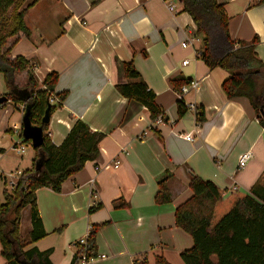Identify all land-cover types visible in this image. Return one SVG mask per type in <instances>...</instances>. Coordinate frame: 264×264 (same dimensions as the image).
I'll list each match as a JSON object with an SVG mask.
<instances>
[{
	"label": "crops",
	"instance_id": "1",
	"mask_svg": "<svg viewBox=\"0 0 264 264\" xmlns=\"http://www.w3.org/2000/svg\"><path fill=\"white\" fill-rule=\"evenodd\" d=\"M216 1L226 11L233 40L258 39L255 53L264 65V3ZM168 2L175 12L169 11ZM23 20L30 36L9 39V55L32 62L40 83L57 72L53 95L66 93L50 118L46 133L51 142L59 146L77 120L104 134L98 157L65 180L59 193L36 191L46 236L28 240V248L50 251L51 264H70L90 226L101 225L97 257L87 264H133L139 256L148 264H156L159 256L169 264H184L179 254L193 241L175 226L174 212L192 196L189 170L227 193L241 191L264 201V128L247 98H226L221 83L229 74L209 69L197 58L200 44L181 47L195 24L177 0H37ZM122 62L132 63L167 123L153 125L144 106L118 93L115 86L127 81ZM179 78L200 81L182 100L202 110L201 121L190 108L178 118L170 81ZM20 79L25 83V72ZM8 105L0 108V136L9 131L13 111ZM20 106L14 108L22 114ZM188 132L192 141L179 136ZM4 151L0 145V155ZM245 152L251 157L239 167ZM35 154L33 149L25 170ZM164 179L172 200L157 205L158 181Z\"/></svg>",
	"mask_w": 264,
	"mask_h": 264
},
{
	"label": "trees",
	"instance_id": "2",
	"mask_svg": "<svg viewBox=\"0 0 264 264\" xmlns=\"http://www.w3.org/2000/svg\"><path fill=\"white\" fill-rule=\"evenodd\" d=\"M25 0H0V74L6 88L3 94L6 103L14 107L23 105L28 111L31 124L42 128L43 139L30 169L22 171L14 191L3 185L0 203V257L6 264H51L50 251L40 252L35 247L25 248L46 236L37 209L36 191L48 188L55 193L61 191L62 183L79 172L88 161L99 155V143L104 134L93 132L80 120L72 125L59 146H55L47 135L48 125L41 118L46 108L50 116L60 107L66 93L54 94L58 102L49 103L58 79L57 72H50L42 83L34 75V64L23 56L11 57L7 42L22 34L29 37L23 16L35 1L22 7ZM195 24V34L200 36V47L196 56L209 68L225 70L229 76L221 83V90L227 99L247 98L264 128V65L255 53L257 38L249 43L233 40L228 31V16L222 4L216 0H177ZM264 3V0H260ZM10 13L8 14V9ZM121 68L127 80L117 84L118 93L144 106L151 120L162 115L155 102L154 93L148 89L132 63L122 62ZM26 74L23 87L17 84V76ZM188 79L171 80L175 91ZM1 97V96H0ZM177 116L183 117L187 106L177 100ZM200 109V108H199ZM262 109L263 114L260 110ZM202 110L197 116L202 120ZM27 142V141H24ZM29 142V141H28ZM188 187L192 196L180 204L174 212L175 226L187 233L193 246L180 252L184 264H264V201L255 199L241 191L225 192L213 182L197 177L188 171ZM167 176L166 178H168ZM167 179L158 181L154 202L157 205L171 202L172 195L166 185ZM100 206L89 208L93 212ZM29 209L31 229L27 234L29 243H23L20 235L22 211ZM101 225H91L86 243L77 244L70 264H80L84 254L87 260L97 257L96 234ZM156 264H169L162 256L155 258ZM133 264H148L144 256L134 259Z\"/></svg>",
	"mask_w": 264,
	"mask_h": 264
},
{
	"label": "rangeland",
	"instance_id": "3",
	"mask_svg": "<svg viewBox=\"0 0 264 264\" xmlns=\"http://www.w3.org/2000/svg\"><path fill=\"white\" fill-rule=\"evenodd\" d=\"M31 1L32 0H25L24 3L22 4V7L26 6V4L30 3ZM9 10L10 8L8 9V14L10 13ZM199 44L200 43L196 45H199ZM16 82L17 84H19L20 87H23L25 84L23 80L20 79V76L17 77ZM0 91H1L0 93H6L9 91L6 88L2 74H0ZM10 106L12 108L11 110L13 111V115L8 122L9 131H5L0 136V143H1L0 145L5 149L4 154L0 155V172H4V173L14 171L16 168H18L19 170L28 168L29 166L28 159L33 153V148L31 146V143L28 141L23 142L24 151L21 155H17L15 150H13L12 148V143L18 140L16 133H17V130L20 128L21 120H22L24 113L21 114L18 108L17 109L14 108L13 104L8 105V107ZM2 188L3 187L0 184V203H2L3 201ZM29 229H30L29 213H28V208H25L21 213V222H20L21 241L23 243L28 241L27 234H28ZM28 246L29 244H27L25 248H28ZM1 260L3 261L2 264H6L3 259Z\"/></svg>",
	"mask_w": 264,
	"mask_h": 264
},
{
	"label": "built area",
	"instance_id": "4",
	"mask_svg": "<svg viewBox=\"0 0 264 264\" xmlns=\"http://www.w3.org/2000/svg\"><path fill=\"white\" fill-rule=\"evenodd\" d=\"M163 1H166V0H163ZM167 6H168L169 11L175 12V5L173 3L168 2ZM195 30H196V27L194 28L193 33H191V36L189 38L185 39V41L181 43L182 48H184V49L190 48V47L194 48L193 47L194 45L201 42V38H200V36H197L195 34ZM187 62H188L187 60H184L182 62V65L183 66L186 65ZM199 82L200 81L198 79L194 78V79H190L186 84L182 85L180 87V90L175 91L177 100H182L183 96L186 93H188L189 91L196 90L199 86ZM55 102H58V99L55 97V95L51 94V96L49 98V103H55ZM186 106H187V108H190L191 110H193L195 112V114L198 116V114L200 112L199 107H197L195 104H189ZM21 111H22V113H24V107L23 106H21ZM165 123H167V121H165V119L163 118V115H159L155 118V120H153V125H155V126H160V125H163ZM171 123H173V122H171ZM17 133H18L19 139L16 142V144L13 146V150H15L17 155H21L24 151V148H23L24 140L21 136V129L20 128L17 130ZM179 136H181L186 141H192L193 140V134L191 132H188L184 135L180 134ZM250 157H251L250 152L243 153L238 160V166L239 167L245 166V164L250 159ZM115 165H117V163ZM21 176H22V170H19V169H16V170L8 172V173L0 172V184L2 186L4 185L9 192H12L16 188L18 180L21 178ZM91 185H92L93 191H96L94 183H91ZM85 243H86V238L79 241L80 245H84ZM89 261L90 260H87L85 258V255L83 254L81 256V259H80V264H87V263H89Z\"/></svg>",
	"mask_w": 264,
	"mask_h": 264
},
{
	"label": "water",
	"instance_id": "5",
	"mask_svg": "<svg viewBox=\"0 0 264 264\" xmlns=\"http://www.w3.org/2000/svg\"><path fill=\"white\" fill-rule=\"evenodd\" d=\"M6 102V97H0V104ZM261 114H263L262 109L260 110ZM264 118V115H262ZM50 108L49 106L46 108L44 115L41 118L42 124H49L50 122ZM21 136L24 141H29L33 149L39 148L42 144L43 132L42 128L38 126H33L30 121L28 111H25L21 120Z\"/></svg>",
	"mask_w": 264,
	"mask_h": 264
}]
</instances>
